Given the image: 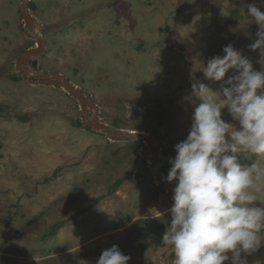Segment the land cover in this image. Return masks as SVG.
Listing matches in <instances>:
<instances>
[{"label": "rangeland", "instance_id": "rangeland-1", "mask_svg": "<svg viewBox=\"0 0 264 264\" xmlns=\"http://www.w3.org/2000/svg\"><path fill=\"white\" fill-rule=\"evenodd\" d=\"M17 2L0 0V264H96L113 245L131 257L128 264H168L174 252L162 235L173 200L152 176L149 150L82 127L79 103L62 89L17 79L16 59L35 46ZM30 5L47 49L36 68L89 94L103 123L153 136L164 177L200 103L187 99L191 85L219 92L236 74L207 80L208 60L231 44L264 70V51L250 47L258 25L247 16L248 5L264 12V0ZM222 118L238 127L226 109ZM244 155L240 163L254 162ZM228 255L224 264H232ZM241 259L264 264V244Z\"/></svg>", "mask_w": 264, "mask_h": 264}, {"label": "clouds", "instance_id": "clouds-1", "mask_svg": "<svg viewBox=\"0 0 264 264\" xmlns=\"http://www.w3.org/2000/svg\"><path fill=\"white\" fill-rule=\"evenodd\" d=\"M247 16L258 25L253 51H264V12L248 5ZM222 56L208 60L203 76L214 82L225 74L219 92L194 82L191 96L200 101L192 115L187 138L174 146L168 174L173 206L162 243L174 252L173 264H247L264 244V70L229 44ZM194 102V101H193ZM226 109L238 127L222 118ZM255 157L250 165L240 157ZM130 256L113 245L96 264H128Z\"/></svg>", "mask_w": 264, "mask_h": 264}, {"label": "water", "instance_id": "water-1", "mask_svg": "<svg viewBox=\"0 0 264 264\" xmlns=\"http://www.w3.org/2000/svg\"><path fill=\"white\" fill-rule=\"evenodd\" d=\"M31 0H18L17 6L22 17L26 31L35 38V46L23 51L15 61L17 79H22L30 85H40L58 88L75 98L79 103L82 120L80 125L90 129L94 134L107 138L112 142H141L150 153L149 169L159 187L165 189L173 196L174 184L167 183L163 178L160 166L161 149L155 138L144 132L128 131L115 128L103 123L99 116L98 107L94 99L84 90L72 84L68 78L62 74L46 73L38 70L34 61L46 53V39L43 28L30 10ZM174 257L168 264H173Z\"/></svg>", "mask_w": 264, "mask_h": 264}, {"label": "trees", "instance_id": "trees-1", "mask_svg": "<svg viewBox=\"0 0 264 264\" xmlns=\"http://www.w3.org/2000/svg\"><path fill=\"white\" fill-rule=\"evenodd\" d=\"M30 8H32V5H30ZM15 80H17V79L15 78ZM131 146L134 149H138L139 147H143V144L141 142L137 141V142H131ZM53 234H54V232H53Z\"/></svg>", "mask_w": 264, "mask_h": 264}]
</instances>
